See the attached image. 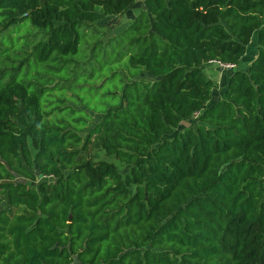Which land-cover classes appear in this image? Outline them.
<instances>
[{
    "label": "trees",
    "instance_id": "1",
    "mask_svg": "<svg viewBox=\"0 0 264 264\" xmlns=\"http://www.w3.org/2000/svg\"><path fill=\"white\" fill-rule=\"evenodd\" d=\"M138 1L109 40L152 79L85 137L49 123L82 38ZM25 19L49 75L31 91L0 74V195L22 209H0V264H264V0H0L1 32ZM211 60L237 65L219 96Z\"/></svg>",
    "mask_w": 264,
    "mask_h": 264
},
{
    "label": "rangeland",
    "instance_id": "2",
    "mask_svg": "<svg viewBox=\"0 0 264 264\" xmlns=\"http://www.w3.org/2000/svg\"><path fill=\"white\" fill-rule=\"evenodd\" d=\"M140 6L142 4L138 1L134 10L124 16L100 14L97 23L99 35L89 39L83 37L79 52L73 56L77 61L62 71L60 79L56 77L57 86L62 88L46 90L42 97L43 110L51 112L47 118L49 123H69L75 130L81 129L80 134L85 137L87 129L101 119L102 112L119 101L120 90L127 81L152 79L149 73H139L130 65L129 55L118 40H109L130 24ZM43 34V30L34 27L28 19L0 31V74L3 83L16 79L30 84L31 91L46 84L48 69L30 54V49ZM248 49L247 57L254 49L257 50L251 46ZM221 83H217L216 96L223 89ZM1 208H7L10 214L22 210L10 206L3 195H0Z\"/></svg>",
    "mask_w": 264,
    "mask_h": 264
},
{
    "label": "crops",
    "instance_id": "3",
    "mask_svg": "<svg viewBox=\"0 0 264 264\" xmlns=\"http://www.w3.org/2000/svg\"><path fill=\"white\" fill-rule=\"evenodd\" d=\"M133 18H134V16H132V19ZM255 37L253 38V40H252L251 44L248 46V48L251 46V47H254V48L257 49V45L255 44L256 43ZM248 50L249 49H247V52H246L245 56L242 59V62H241V66L242 67H246L248 64H250V62L257 55V50L254 49L252 55L250 57H247ZM229 71H230V73H228ZM232 72H233L232 70H224V69H221V68H219L218 66H216L214 64H211V65H209L207 74L209 75V77L214 79L215 82H217V83L218 82H222L221 83V87L223 88L222 91H224L226 89V86L228 84V81L230 79V75L232 74Z\"/></svg>",
    "mask_w": 264,
    "mask_h": 264
},
{
    "label": "built area",
    "instance_id": "4",
    "mask_svg": "<svg viewBox=\"0 0 264 264\" xmlns=\"http://www.w3.org/2000/svg\"><path fill=\"white\" fill-rule=\"evenodd\" d=\"M208 64L209 65H211V64L218 65V67H220L221 69H224V70H234V69L237 68L236 64H233V63H222V62L217 61V60H211V61H209Z\"/></svg>",
    "mask_w": 264,
    "mask_h": 264
}]
</instances>
